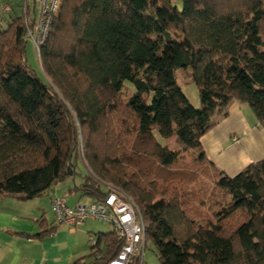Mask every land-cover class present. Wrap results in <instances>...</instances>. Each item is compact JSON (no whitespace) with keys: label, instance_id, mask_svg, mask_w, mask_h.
<instances>
[{"label":"trees","instance_id":"obj_1","mask_svg":"<svg viewBox=\"0 0 264 264\" xmlns=\"http://www.w3.org/2000/svg\"><path fill=\"white\" fill-rule=\"evenodd\" d=\"M13 12L0 30V200L27 202L71 180L93 200L113 188L137 204L161 264H264V159L230 176L201 143L236 103L264 129V0H60L44 78L29 64L33 13ZM178 68H191L199 109ZM173 137L232 197L216 222L188 215H199L190 182L161 142ZM96 236L91 256L107 264L123 242Z\"/></svg>","mask_w":264,"mask_h":264},{"label":"crops","instance_id":"obj_2","mask_svg":"<svg viewBox=\"0 0 264 264\" xmlns=\"http://www.w3.org/2000/svg\"><path fill=\"white\" fill-rule=\"evenodd\" d=\"M4 1L0 0V10ZM4 12L0 30L4 29ZM255 123L246 106L236 103L230 116L201 139L207 159L230 176L263 160L264 129ZM74 185L72 181L60 183L45 196L27 202L14 198L0 200V264H75L87 256L90 240L102 233H97L90 223L98 219H89L75 228L56 224L51 204L56 197L65 198L70 207L94 201L72 192ZM54 227L53 233L35 237Z\"/></svg>","mask_w":264,"mask_h":264},{"label":"built area","instance_id":"obj_3","mask_svg":"<svg viewBox=\"0 0 264 264\" xmlns=\"http://www.w3.org/2000/svg\"><path fill=\"white\" fill-rule=\"evenodd\" d=\"M59 6L60 0H22V13H33L32 18L25 20L26 39L33 44L38 61ZM6 10L10 11L11 6ZM235 140L239 142L238 138ZM51 204L56 224L75 228L89 219H98L112 226L123 244L117 256L107 264H145L146 229L141 212L131 196L111 188L105 199L94 200L87 205L70 207L62 197L51 199ZM97 244L96 238L90 240L91 247H96Z\"/></svg>","mask_w":264,"mask_h":264},{"label":"rangeland","instance_id":"obj_4","mask_svg":"<svg viewBox=\"0 0 264 264\" xmlns=\"http://www.w3.org/2000/svg\"><path fill=\"white\" fill-rule=\"evenodd\" d=\"M1 3L2 10H0V19L1 17H3V8L6 5L8 7L11 6L12 10V12H4L5 20H3L5 22L4 28H6L9 24L11 16H14L13 10H15V13L17 15H20L22 13V0H5ZM31 15L33 16V14ZM27 50L29 64L34 70L38 72L41 77L44 78L42 64L40 63V61H38L32 43H27ZM175 77L179 87L181 88L185 96L189 99V101L195 108L199 109L201 107L199 90L197 85L193 81L191 68H178L175 71ZM246 110L251 115V119L256 122L255 125H257L258 128H261L258 125L257 120L252 113V110L249 107H246ZM239 137H241L240 134ZM161 142L164 145L168 146L171 151H173L177 156L180 157L179 166L176 169H181V166L185 172L184 177L186 181L190 182V190H192L193 192L191 204L196 207L199 215H194L192 210L188 211V215L191 218H194L197 225H201L202 221L204 222V220L207 219L216 222V214L222 209L223 206H227L232 197L226 191L218 189L216 187L215 171L212 170L208 164H204L200 167V163L197 162L198 153L195 151L182 150L177 142L176 137L168 140L162 139ZM79 170H85L83 163L79 164ZM71 181L73 182V180ZM90 223H92V225L94 226L93 229L97 233L98 231H101L102 233L114 232L111 225L106 221L98 220L92 221ZM96 250L97 248H95L93 251ZM91 252L92 250L89 246L88 251L86 252L87 256L83 260L86 264H96V259L95 257L91 256ZM145 264H161L157 256L156 249L150 241L147 242L145 249Z\"/></svg>","mask_w":264,"mask_h":264}]
</instances>
